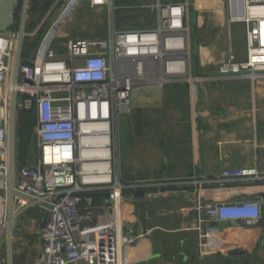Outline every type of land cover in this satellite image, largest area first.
Instances as JSON below:
<instances>
[{
    "label": "built area",
    "instance_id": "obj_1",
    "mask_svg": "<svg viewBox=\"0 0 264 264\" xmlns=\"http://www.w3.org/2000/svg\"><path fill=\"white\" fill-rule=\"evenodd\" d=\"M62 1L31 61L22 59L29 35L27 0L21 1L14 24L0 31V239L8 238L14 220L27 208L40 206L46 210V221L39 231L40 259L35 264H122L123 248L137 236L132 228L120 229L122 192L149 186L142 180L120 179L119 123L132 112L134 88L264 76V12L250 14L252 8H264V0H242V12L240 0H225L227 22L242 24L244 29L245 53L238 59L228 44L214 75L191 72L188 0L135 5H116L114 0ZM83 1L105 9L104 35L59 34ZM231 5L234 13L241 12L240 17H231ZM142 7L155 12L154 26L117 27L116 12ZM58 38L63 49L54 46ZM21 110L35 116L37 154L29 164H17L14 159L10 193V128L15 134V156L16 115ZM259 180H264V171L250 166L225 168L216 176L191 182ZM92 193L101 196L106 208L111 204L113 215L82 207L85 196ZM197 210L198 225L252 224L260 217L261 204L254 199L199 200ZM0 264H8V256L1 251Z\"/></svg>",
    "mask_w": 264,
    "mask_h": 264
},
{
    "label": "crops",
    "instance_id": "obj_2",
    "mask_svg": "<svg viewBox=\"0 0 264 264\" xmlns=\"http://www.w3.org/2000/svg\"><path fill=\"white\" fill-rule=\"evenodd\" d=\"M188 1L191 72L214 75L226 57V31L231 32L238 23L227 22L225 0ZM126 2L124 5H135ZM263 12L264 8L250 11ZM230 15L237 17L238 13L231 7ZM154 24L155 20L136 28ZM242 43V53L236 50L240 46L234 48L238 59L244 58V29ZM29 51L26 46L23 61L32 60V55L26 53ZM119 143L124 151L119 159L121 181L142 180L155 189L145 195L143 224L136 214L140 200L122 195L117 219L120 229L132 228L137 234L123 248L122 264H264V180L191 182L216 176L225 168L255 166L264 171V76L136 87L132 112L120 119ZM241 199L260 202L257 222L213 221L198 225L199 200ZM82 207L113 212L111 204L106 208L98 193L87 194ZM45 214L40 206L27 208L12 224L9 247L8 238L0 239V251L7 250L2 255L8 256L9 248L11 264L23 262L29 241L26 238L30 239L34 230L37 252L32 264L39 261L40 223ZM38 215H43L42 219L38 220ZM20 223L24 227L22 235L27 237L22 239L20 235L17 241L13 232Z\"/></svg>",
    "mask_w": 264,
    "mask_h": 264
},
{
    "label": "rangeland",
    "instance_id": "obj_3",
    "mask_svg": "<svg viewBox=\"0 0 264 264\" xmlns=\"http://www.w3.org/2000/svg\"><path fill=\"white\" fill-rule=\"evenodd\" d=\"M114 1L116 5H124L125 3H127L126 0H114ZM128 1H132L135 4H150L153 2V0H128ZM27 2H29L28 6H29V12H30V17L27 21L29 35L28 37H26L23 50H26V46H28V48L31 51L26 52V53L27 55L33 56L34 51H35L33 49L34 48L33 42H36V40L37 41L39 40L42 34L49 27L51 20L54 18L56 14H58L59 9L62 8L63 3L65 1H62V0H27ZM146 8L144 7L136 8L134 9L136 11H132V12L119 10L115 14V23L117 27L136 28V27H141L144 25H151L153 21L155 20V13L154 11L150 10V8L148 7ZM40 9H41V12L36 18L35 13L38 12V10ZM225 9H226V3H225ZM191 11L192 10L189 11V14L191 13ZM234 25H236L234 27L235 29L233 30L231 29L232 30L231 32L226 31V40L228 44H231L232 48L236 49L238 46H240V49L239 50L236 49V50L241 51L242 46H243V43H242L243 29L241 28L242 25L241 24L240 26L238 24H234ZM105 26H107L105 9L101 7H97V8L90 7L87 1H83L82 4L79 5L77 8H75V10H73L71 14L67 17L66 22L62 25V28H60L61 33L59 32V34L62 35V33L63 34L65 33L67 37H89V38L101 37L105 33ZM228 33H230L231 35H228ZM61 39L60 38L56 39L54 43V46L58 47L59 49H63V46L60 43ZM240 53H242V51ZM190 59L192 60V58ZM19 112L20 111H18L16 115V139H15V148H16L15 162L17 164H19L17 162L19 161V159L17 158H18V149H19L18 145L20 142V134H19L20 118L18 117ZM28 114H29L28 124L30 125L31 136L28 137L27 139L25 158L27 162L31 163L34 161V158L36 157L37 147H36L35 136H34L35 116L31 112H29ZM119 144L121 145V146L119 145V159H120L123 150H122V143H119ZM42 216L38 215L37 216L38 220L39 218L42 219ZM36 228H37V224L35 225V229ZM22 230H24V227L22 226V224L20 223L19 226H17L16 224L15 231L13 232V236L16 237L15 239L17 241H19L17 237L23 234L21 232ZM36 232L37 231L34 230V234L31 235L30 239L26 238L27 237L26 234L22 235V239L26 238V240H29V241H28L27 251L23 255L24 256L23 262H21L20 264H32L33 258L37 252L36 247H35L36 236H37ZM3 238L4 237L2 236L1 239ZM6 251L7 250L2 249L1 253L4 255ZM12 264H18V263L12 262Z\"/></svg>",
    "mask_w": 264,
    "mask_h": 264
},
{
    "label": "water",
    "instance_id": "obj_4",
    "mask_svg": "<svg viewBox=\"0 0 264 264\" xmlns=\"http://www.w3.org/2000/svg\"><path fill=\"white\" fill-rule=\"evenodd\" d=\"M241 5H240V10L241 12L244 9L242 0H240ZM19 6V0H0V31H4L8 28H10L14 22H15V12L16 9ZM41 9L38 11V13L36 14V18L38 17V15L40 14ZM14 129L13 127L10 128V172H11V188H10V193H13V188H12V175H13V169H14V152H13V145H14ZM153 188L149 186L147 187H142V188H137V189H127L124 190L122 192V195H133L136 199L140 200V202L137 205L138 210H136V214H138L139 220L141 221V223L143 224V220H142V211L144 209V199H145V195L148 192H151ZM155 190V189H153ZM47 207V205H45ZM10 207H11V202H10ZM46 221V214L44 215L42 222L40 223L41 228L44 226ZM11 227L9 226V229ZM10 231H9V235H8V247H9V241H10ZM9 248H8V264H11V260H10V253H9Z\"/></svg>",
    "mask_w": 264,
    "mask_h": 264
},
{
    "label": "trees",
    "instance_id": "obj_5",
    "mask_svg": "<svg viewBox=\"0 0 264 264\" xmlns=\"http://www.w3.org/2000/svg\"><path fill=\"white\" fill-rule=\"evenodd\" d=\"M21 1L19 0V6L16 9L15 12V20L18 19L19 16V12H20V8H21ZM173 1V0H172ZM39 11V10H38ZM38 12L35 13V16ZM119 20V18H118ZM38 41L36 40V42H33V46L36 47ZM30 111L27 110H22L19 112L18 117L20 118V125H19V134H20V142L18 145V158L19 161H17L19 164H25L27 162L26 160V144H27V139L28 137L31 136V132H30V125L28 124V120H29V113ZM32 113V112H31Z\"/></svg>",
    "mask_w": 264,
    "mask_h": 264
},
{
    "label": "bare ground",
    "instance_id": "obj_6",
    "mask_svg": "<svg viewBox=\"0 0 264 264\" xmlns=\"http://www.w3.org/2000/svg\"><path fill=\"white\" fill-rule=\"evenodd\" d=\"M231 1V0H230ZM233 1V0H232ZM258 8H262V7H258ZM252 9H254V8H252ZM238 13V15H237V17H240L241 16V12H237ZM240 13V14H239ZM251 14V13H250ZM255 14H258V13H255Z\"/></svg>",
    "mask_w": 264,
    "mask_h": 264
}]
</instances>
